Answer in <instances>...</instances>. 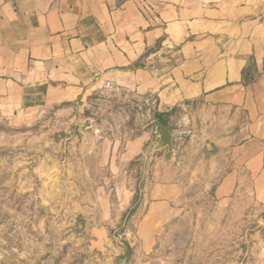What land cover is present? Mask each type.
I'll use <instances>...</instances> for the list:
<instances>
[{
    "label": "crops",
    "instance_id": "1",
    "mask_svg": "<svg viewBox=\"0 0 264 264\" xmlns=\"http://www.w3.org/2000/svg\"><path fill=\"white\" fill-rule=\"evenodd\" d=\"M250 58L258 76L245 85ZM263 62L264 0H0V118L53 107L86 121L105 81L152 96V116L168 115L171 152L154 157L133 214L145 252L183 217L187 176H201L222 211L264 206ZM152 137L142 130L118 154L102 138L93 150L122 208L134 193L124 169ZM104 186L95 194L102 216L112 202Z\"/></svg>",
    "mask_w": 264,
    "mask_h": 264
},
{
    "label": "rangeland",
    "instance_id": "2",
    "mask_svg": "<svg viewBox=\"0 0 264 264\" xmlns=\"http://www.w3.org/2000/svg\"><path fill=\"white\" fill-rule=\"evenodd\" d=\"M89 98L86 121L53 107L0 118V264H264V206L241 203L222 211L201 176L190 184L187 176L183 217L143 251L133 214L148 167L171 149L146 159L143 149L125 167L134 188L127 208L114 203L115 176L95 166L93 150L107 138L118 154L142 130L155 138L154 98L109 81ZM180 156L189 165L186 150ZM106 184L112 202L102 216L95 194Z\"/></svg>",
    "mask_w": 264,
    "mask_h": 264
},
{
    "label": "water",
    "instance_id": "3",
    "mask_svg": "<svg viewBox=\"0 0 264 264\" xmlns=\"http://www.w3.org/2000/svg\"><path fill=\"white\" fill-rule=\"evenodd\" d=\"M155 133H157L156 137L151 139L144 148L142 157L145 159L150 154H153L164 148L170 150L172 147V133L168 127L161 124H156Z\"/></svg>",
    "mask_w": 264,
    "mask_h": 264
},
{
    "label": "trees",
    "instance_id": "4",
    "mask_svg": "<svg viewBox=\"0 0 264 264\" xmlns=\"http://www.w3.org/2000/svg\"><path fill=\"white\" fill-rule=\"evenodd\" d=\"M163 38L164 37H162V39ZM241 73H242L241 76H242L243 84H245V85L251 84L258 76L256 63L253 60H251V58H250L249 60H247V64L243 67ZM186 102L188 104V101H186ZM154 122H158L159 124L166 126L169 129L172 128L170 123H169L168 115L163 116V115H160L158 112H155L154 113ZM136 202H137V195H135V197L133 199V203H132V207H131L130 211H132L134 209Z\"/></svg>",
    "mask_w": 264,
    "mask_h": 264
}]
</instances>
